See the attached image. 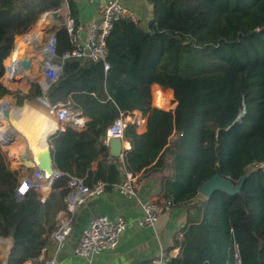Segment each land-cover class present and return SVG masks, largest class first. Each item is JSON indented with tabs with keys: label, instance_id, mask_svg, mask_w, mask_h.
<instances>
[{
	"label": "trees",
	"instance_id": "16d2710c",
	"mask_svg": "<svg viewBox=\"0 0 264 264\" xmlns=\"http://www.w3.org/2000/svg\"><path fill=\"white\" fill-rule=\"evenodd\" d=\"M65 1L0 0V99L12 94L3 78L15 37ZM145 1L151 18L114 22L105 61L68 57L59 82L46 93L33 83L20 100L45 97L87 118L83 130L64 124L51 138L61 172L113 186L122 183L123 168L154 179L163 201L184 209L182 236L172 247L179 254L169 264H235V243L242 264H264V169L257 167L264 165V0ZM68 4L77 26L75 4ZM33 29L16 40L30 39ZM73 50L63 27L57 55ZM155 86L174 98L173 112L152 109ZM134 112L147 120V131L139 134L137 122L129 123L123 164L108 159V126ZM21 174L0 155V238L12 237L7 264H25L54 245L70 191L62 177L44 202L35 190L18 201ZM215 174L239 192L201 198V184Z\"/></svg>",
	"mask_w": 264,
	"mask_h": 264
},
{
	"label": "built area",
	"instance_id": "2783aa9c",
	"mask_svg": "<svg viewBox=\"0 0 264 264\" xmlns=\"http://www.w3.org/2000/svg\"><path fill=\"white\" fill-rule=\"evenodd\" d=\"M91 3H100L101 18L93 22L89 27V33L86 40L82 38V27L75 25L73 21L66 23L63 27L67 29L70 34L71 41L74 45V50L66 53L64 56L57 55V33L52 28L46 27L49 34L42 36L41 41L36 44L32 50H28L27 55L39 63L40 75L38 79L27 78V81L36 80L42 89H49L51 85L59 82L63 78V64L68 57H86L92 61H105L106 57V39L110 35L114 22L121 18H128L133 22H138V17L122 6L117 0H89ZM21 35H24L21 34ZM19 35V36H21ZM53 35V36H50ZM18 36V35H17ZM16 48V44L14 50ZM13 50V51H14ZM41 52L44 54L39 60L35 58V54ZM44 52V53H43ZM109 69V65L105 63V70ZM7 78L13 76L7 75ZM12 80V79H11ZM2 101V100H1ZM48 112L57 123L69 124L77 130H83L87 123V118L83 117L80 112L73 111L67 105L58 103L50 105L48 101L43 100ZM6 112L0 113L5 116ZM139 123L140 120L135 119V112L133 115L120 114L117 119L110 124L106 130L104 143L110 147V142L119 139L124 146V131L129 123ZM59 131V130H58ZM9 144L6 139L0 136V148L4 155H6L5 145ZM124 149V148H123ZM112 157L109 156L108 159ZM123 164V158H117ZM261 165H257L259 167ZM124 179L121 184L109 186L108 184L97 181L93 185H88L85 182V177H75L55 168L54 175L46 179L43 173L33 168L29 173L21 176L18 181V186L15 191V197L18 201L32 190L37 191L41 200L44 202L53 193L56 192L54 183L62 177H67L69 193L66 197L67 212L60 218L57 230L53 234V240L56 244L58 252L63 250L67 244V238L72 230V223L75 211L78 207L85 205L90 199L101 197L104 193L111 189H116L119 193L127 198L135 199L142 211L141 218L138 224L142 228H155L165 212L171 211V203L168 201H158L153 199H142L140 197L141 185L137 180V176H133L125 169H123ZM23 189V191H21ZM128 220L125 217H118L111 219L107 215H95L86 226L75 246L73 253L76 257L89 259L93 256L100 255L107 251L115 250L119 243L121 235L127 230ZM1 239V238H0ZM2 240V239H1ZM3 241V240H2ZM9 247L1 245V253L5 256L4 264L9 252ZM235 249V264H242L239 254L238 245L234 244ZM150 264H169L168 259L159 258L152 261Z\"/></svg>",
	"mask_w": 264,
	"mask_h": 264
},
{
	"label": "crops",
	"instance_id": "0c3cea01",
	"mask_svg": "<svg viewBox=\"0 0 264 264\" xmlns=\"http://www.w3.org/2000/svg\"><path fill=\"white\" fill-rule=\"evenodd\" d=\"M71 1L74 2L76 7V11L78 15L77 23L80 27H82V38L86 40L88 37L90 25L101 18L100 15L101 5L100 3H91L89 0H71ZM117 1L122 6L126 7L129 11H131L133 14H135L140 21L147 22L152 16V6L149 5L145 0H117ZM58 11L60 17L62 18V27L66 23L73 21L70 18V9H69L68 0H66L62 4V7ZM43 27L46 26L43 25ZM16 37H15V44H16ZM35 68H36V64L34 65V69ZM3 79H4V84L9 88V90H11L10 89L11 86H9V84L14 85L15 82H18L19 77H13L10 79L5 77ZM11 79H17V81ZM155 87L157 90L160 89L157 86ZM9 95H6L4 97V100L5 99L8 100L12 108L14 109L18 108L19 106H17L12 102L11 96ZM43 98L46 99L45 97ZM154 101H153L154 107L162 109V107H159L157 104L154 103ZM135 119L140 120V122L137 123L138 124L137 132L139 134L145 133L147 131V120L143 118L142 114L139 112H135ZM0 121L4 122L5 119ZM63 125L64 124L57 123L55 121L53 125L52 133L57 134L63 131ZM2 126H3L2 129L4 134L6 135V137L11 139L13 143V140L15 138H13L14 136L10 132H8L7 129L5 128L6 126L5 122L2 123ZM19 140L20 141L18 142L17 147H21L23 146V144H26L24 138H20ZM12 143L6 146L5 149L8 155L13 156L12 147H14V145H12ZM123 148L125 151L128 150L130 148L129 143L124 141ZM26 150L27 153L25 154L24 152L21 155V158H19V160L22 161L24 159L32 158L31 151H29V149L27 148ZM4 157L6 158V160H8L7 154L4 155ZM8 163L12 167L14 166L16 170L20 169L22 171L21 176L25 175L26 173H29L32 170L31 169L27 171L25 169L20 168L19 165L21 163L16 164L13 161L12 163L8 161ZM95 169L96 168L94 165L93 170L95 171ZM137 180L141 185L140 197L142 199H153V200L163 201L162 195L159 193V190L156 187V182L154 179L142 180V175L140 174L137 176ZM200 196L201 198H203L202 195ZM66 212L67 210L61 212L58 215L57 217L58 223L60 218L63 217ZM95 215H107L111 219H116L118 217H125L128 220L127 230L121 235L120 243L115 250L104 252L100 255L93 256L89 259L76 257L73 253V250L77 245V242L82 234L83 229L86 226H88L90 220ZM141 215H142L141 207L135 199H130L122 196L119 193V191L116 189L108 190L101 197L90 199L86 202L85 205H82L77 208L74 215H72L73 218L72 230L67 238V244L63 250L58 252L56 249V244L54 242V245L51 248L45 250L39 258L29 260L25 264H150L152 261L159 258L171 259L177 257L179 254V248H172V247L174 245V241L176 239H180L182 236V229L185 226V222H186V215L184 209L172 208L171 211L165 212L161 216L155 228L140 227L138 224V220L141 218ZM1 239L3 240L2 244H4V246H8V244L10 245L8 238H1ZM10 248L11 247H9V250ZM8 253H7V258H8ZM4 260H5V256L1 253L0 250V264H4ZM5 264H7V262H5Z\"/></svg>",
	"mask_w": 264,
	"mask_h": 264
},
{
	"label": "bare ground",
	"instance_id": "6f19581e",
	"mask_svg": "<svg viewBox=\"0 0 264 264\" xmlns=\"http://www.w3.org/2000/svg\"><path fill=\"white\" fill-rule=\"evenodd\" d=\"M38 30L42 36L49 32L48 28L43 27L42 24L38 25ZM34 47V41L16 45L12 56L6 62L7 75H9L10 77H19V82L23 84L27 81V78L35 77L34 75H32V71H34L33 69L36 61L32 58L31 55H27L28 50H32ZM42 56H44V54H41V52H37L35 54V58L38 60ZM167 97L168 96L161 97L157 100L160 107H169V98ZM2 111L6 112L7 114L5 116L1 115L0 120L5 119V128L14 136L13 138L15 139L12 143V140L6 137L2 129V123H4L2 121H0V136L6 139L8 143L11 142L12 145L18 144L20 138H24L26 143L21 147H13L12 154L14 157L12 155H9L10 161L15 162L16 164H29L31 162L29 158L22 161L19 160V158H21V155L24 152L25 154L27 153L26 148L34 151L40 150L43 145H45L46 139L53 132V125L55 121H53L51 116H49L46 112L30 104H26L24 109L21 110L17 108H11L9 102L4 101L0 103V113ZM10 144L5 145V147ZM1 241L2 240L0 239V244L2 243Z\"/></svg>",
	"mask_w": 264,
	"mask_h": 264
},
{
	"label": "water",
	"instance_id": "95a60500",
	"mask_svg": "<svg viewBox=\"0 0 264 264\" xmlns=\"http://www.w3.org/2000/svg\"><path fill=\"white\" fill-rule=\"evenodd\" d=\"M40 24L52 28L53 30H57L56 33L60 29H62V18L59 15V11H49L44 13L40 18ZM7 71V69H6ZM17 81V79H12ZM18 81H20L18 79ZM44 93H46L47 89H43ZM47 101V99H45ZM56 133H52L48 136L46 139L45 145L40 150H30L32 153V158H30L29 164H23L21 163L19 165L20 168L25 169L27 171L37 168L39 169L43 175L44 178L49 179L51 178L55 173V164L53 160V152H52V146H51V138ZM125 150L122 148L121 141L119 139L112 140L110 142L109 147V155L112 158H119L124 157ZM240 186L234 187L232 183L221 177L219 174H215L210 179L203 182L199 188V194L202 195L205 198H210L215 192L222 191L227 195H234L239 192ZM10 242V247L12 245V237L8 238ZM7 261V259H6Z\"/></svg>",
	"mask_w": 264,
	"mask_h": 264
},
{
	"label": "rangeland",
	"instance_id": "374dc122",
	"mask_svg": "<svg viewBox=\"0 0 264 264\" xmlns=\"http://www.w3.org/2000/svg\"><path fill=\"white\" fill-rule=\"evenodd\" d=\"M40 20H38L36 23H34V24H32L30 27H29V29L28 30H30L32 27H34V29L26 36V37H29L30 35H32V33L36 30V33L30 38V39H28V40H20V41H18V39L19 38H17V40H16V45H18V44H20V43H25V42H31V41H34V43H35V46H36V44H38L40 41H41V39H42V35L40 34V32H39V30H38V25L40 24V22H39ZM27 30V31H28ZM26 31V32H27ZM26 32H24V34L26 33ZM47 34H49V32L48 33H46L45 35H47ZM50 36H52V35H50ZM26 37H23V38H26ZM15 47V46H14ZM14 52V51H13ZM13 52H12V54H13ZM12 54L10 55V57L12 56ZM10 57H8V59L10 58ZM7 59V60H8ZM7 62V61H6ZM6 62H5V67H6ZM35 64H36V68L35 69H33L34 71H32L33 72V74L32 75H34L35 77H33V78H31V79H38L39 78V74H38V72H39V70H38V68H39V64H38V62H35ZM7 69V68H6ZM6 69H5V73H4V78L6 77ZM37 77V78H36ZM33 83H38L36 80H32V81H26L24 84L23 83H21V82H15L14 83V85H11V84H9V86H11L10 87V91H11V93L13 92V94H11V95H9V96H11V100H12V102L14 103V104H16L17 106H19L17 109H21V110H23L24 109V105L25 104H30V105H33V106H36V107H38V108H40L41 110H43V111H46V112H48V109H47V107H46V105L44 104V103H42L43 102V100H45L43 97H39V98H35V99H31V100H23V101H21L20 100V97L23 95V94H27L28 93V90H29V88H30V86H31V84H33ZM18 84V85H17ZM21 84V85H20ZM39 84V83H38ZM40 85V84H39ZM41 86V85H40ZM42 88V87H41ZM153 91H154V98H155V101H154V103L155 104H157L158 106H159V103L157 102V100L159 99V98H161V97H166V96H168L167 98H169V107H167V108H163L162 107V109L163 110H165V111H167V112H165V113H169V112H173L174 110H175V108H176V103L174 102V98H173V100H172V98H171V96L170 95H168V94H166L164 91H162L161 89H156V87H154V89H153ZM2 100V101H1ZM4 101H7V102H9L8 100H4V97L3 98H1L0 99V103H2V102H4ZM21 101V102H20ZM16 106V107H17ZM154 104L152 105V109L153 110H155L154 108ZM160 107V106H159ZM12 108V107H11ZM243 115V113L240 115V117ZM54 121V120H53ZM14 146H17V144H14ZM13 148V147H12ZM11 148V149H12ZM3 155V157H4V154L2 153V151H0V155ZM4 159H5V162L7 163V165L11 168V169H13V170H16V168H14V166L12 167L9 163H8V160H6V158L4 157ZM11 163H12V161H11ZM259 167H261V168H263L264 169V165H261V166H259ZM18 170H20V169H18ZM203 197V196H202ZM205 197H203V199H204ZM1 242H3V241H1ZM1 245H2V243L0 244V247H1Z\"/></svg>",
	"mask_w": 264,
	"mask_h": 264
},
{
	"label": "snow or ice",
	"instance_id": "6c2138e0",
	"mask_svg": "<svg viewBox=\"0 0 264 264\" xmlns=\"http://www.w3.org/2000/svg\"><path fill=\"white\" fill-rule=\"evenodd\" d=\"M21 191H23V189H21Z\"/></svg>",
	"mask_w": 264,
	"mask_h": 264
}]
</instances>
